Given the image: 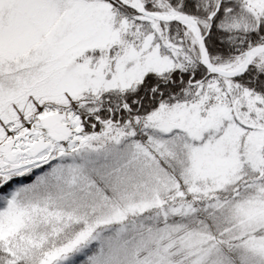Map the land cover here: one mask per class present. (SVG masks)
Wrapping results in <instances>:
<instances>
[{"label":"snow or ice","instance_id":"1","mask_svg":"<svg viewBox=\"0 0 264 264\" xmlns=\"http://www.w3.org/2000/svg\"><path fill=\"white\" fill-rule=\"evenodd\" d=\"M0 264H264V0H0Z\"/></svg>","mask_w":264,"mask_h":264}]
</instances>
